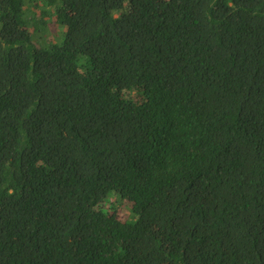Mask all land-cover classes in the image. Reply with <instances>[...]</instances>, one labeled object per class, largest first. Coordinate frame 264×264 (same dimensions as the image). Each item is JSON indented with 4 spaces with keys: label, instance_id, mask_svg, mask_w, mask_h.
Listing matches in <instances>:
<instances>
[{
    "label": "trees",
    "instance_id": "obj_1",
    "mask_svg": "<svg viewBox=\"0 0 264 264\" xmlns=\"http://www.w3.org/2000/svg\"><path fill=\"white\" fill-rule=\"evenodd\" d=\"M0 264H264V0H0Z\"/></svg>",
    "mask_w": 264,
    "mask_h": 264
},
{
    "label": "rangeland",
    "instance_id": "obj_2",
    "mask_svg": "<svg viewBox=\"0 0 264 264\" xmlns=\"http://www.w3.org/2000/svg\"><path fill=\"white\" fill-rule=\"evenodd\" d=\"M50 25V30L51 32L54 34V36H56L57 38L60 36V26L58 24H56L55 21H51L49 23ZM112 196V197H111ZM109 198H107L102 204L104 205L105 209H115L117 210L118 214L120 215V217L122 219H125L129 213H130V203H127V202H114L115 201V198L113 195H111ZM111 199V201H110ZM109 200V201H108ZM101 204V206H102Z\"/></svg>",
    "mask_w": 264,
    "mask_h": 264
}]
</instances>
